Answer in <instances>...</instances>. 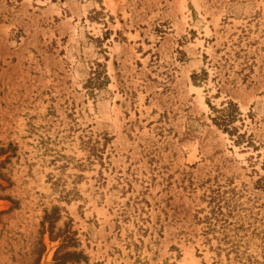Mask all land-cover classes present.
Returning a JSON list of instances; mask_svg holds the SVG:
<instances>
[{
	"label": "rangeland",
	"instance_id": "1",
	"mask_svg": "<svg viewBox=\"0 0 264 264\" xmlns=\"http://www.w3.org/2000/svg\"><path fill=\"white\" fill-rule=\"evenodd\" d=\"M0 264H264V0H0Z\"/></svg>",
	"mask_w": 264,
	"mask_h": 264
},
{
	"label": "trees",
	"instance_id": "2",
	"mask_svg": "<svg viewBox=\"0 0 264 264\" xmlns=\"http://www.w3.org/2000/svg\"><path fill=\"white\" fill-rule=\"evenodd\" d=\"M104 77H106V74L104 75ZM235 108H236L235 104L230 103L227 107L222 109V112H226L227 117L233 120L235 118V113H236ZM231 119L229 121H231ZM220 124H221L220 126H223L224 130L227 131L229 130L227 125V120L222 119V122Z\"/></svg>",
	"mask_w": 264,
	"mask_h": 264
}]
</instances>
